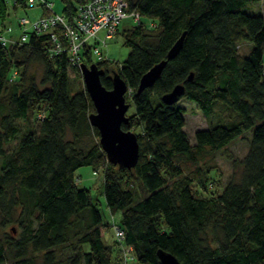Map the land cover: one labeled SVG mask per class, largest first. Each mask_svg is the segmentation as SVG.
Wrapping results in <instances>:
<instances>
[{
    "label": "trees",
    "instance_id": "obj_1",
    "mask_svg": "<svg viewBox=\"0 0 264 264\" xmlns=\"http://www.w3.org/2000/svg\"><path fill=\"white\" fill-rule=\"evenodd\" d=\"M86 1L62 0L58 14L71 22ZM126 1L140 21L122 30L129 51L120 67L93 53L102 30L79 59L102 69L105 88L115 72L127 84L134 112L121 128L137 137L132 168L108 161L89 121L95 107L84 83L70 87L68 73L82 74L61 28L53 29L57 41L31 31L25 42L0 43V227L20 228L0 238V264H124L122 246L132 248L129 264H162L158 250L181 264H264V0ZM9 5L33 4L0 0V33L13 38L15 28L4 31ZM253 5L259 11L248 12ZM183 32L180 49L167 59ZM246 41L252 46L242 54ZM162 60L154 83L137 92L141 76ZM177 84L183 93L164 102ZM181 97L194 101L208 122L192 142ZM238 139L247 141L241 158L228 150ZM218 155L230 161L232 174L215 192ZM84 166L102 173L109 222L98 199L78 185L76 171ZM114 224L124 231L122 244Z\"/></svg>",
    "mask_w": 264,
    "mask_h": 264
},
{
    "label": "rangeland",
    "instance_id": "obj_2",
    "mask_svg": "<svg viewBox=\"0 0 264 264\" xmlns=\"http://www.w3.org/2000/svg\"><path fill=\"white\" fill-rule=\"evenodd\" d=\"M49 2H52V9L56 13H62L64 10V3L62 0H47ZM257 6L258 8L260 5H253L252 8L248 11L250 13L257 12ZM8 16L4 20L5 26H10L11 28H15V33L20 34L21 29H19V26L17 24V20L20 17H27L30 20H35L41 16L42 8L38 0L35 1L33 6H28L27 8L23 9L21 7H17L16 9H12L11 5L8 6ZM259 11V9H258ZM146 26L149 25V20L144 19ZM1 23V21H0ZM133 25V22H131L129 19H123L119 24V33L106 41V47L104 48V54L107 58L110 60H113L117 62V65L120 67V65L123 63L127 52L129 51V47L124 44V39L122 36V30L130 28ZM1 28V26H0ZM99 35L102 37L103 33L99 32ZM251 43L246 41L245 43H240L238 51L242 54L247 53V51L251 48ZM92 60L95 61V57L92 56ZM31 72L35 75L36 79L38 80L40 77V68L37 65H34L31 67ZM68 80L70 87L73 88V90H78L82 87L83 81L82 78L77 77L75 74L73 75L72 71L68 73ZM128 98V97H127ZM126 98V100H128ZM178 103L184 108L185 110V130L188 133L191 142L193 141V134L195 130L200 128H205L208 125L206 117L202 114V112L197 107L196 103L192 100H189L185 97H181L178 100ZM134 112L133 105H130L127 114H132ZM15 141L10 142L6 145V148L9 150L13 145ZM228 150L234 157L241 158L245 152L247 151V141L246 139H238L234 143H232ZM232 174V167L229 160H227L223 156H217V170L214 172V183H212V187L210 190H214L215 192H220L223 185L227 182V180L230 178V175ZM76 179L80 187L82 188H88L90 190L91 195L93 196L94 200L97 201L98 199V206L101 209L102 216L104 221H110V212L107 210V207L105 205L104 196L102 193V173L98 170L97 175L92 173V168L90 166H84L79 168L76 171ZM18 209L16 210V214H18ZM115 221H119V215L116 213L114 214ZM20 228L18 227V224L16 222H11L7 224L4 227H0V238L3 237L4 234H16L19 233ZM110 233V230L108 231ZM106 234H108L106 232ZM106 238H104L105 240ZM111 241V233L109 234L108 238L105 240L106 242ZM107 242V243H108ZM131 264H139L136 261L132 262Z\"/></svg>",
    "mask_w": 264,
    "mask_h": 264
},
{
    "label": "water",
    "instance_id": "obj_3",
    "mask_svg": "<svg viewBox=\"0 0 264 264\" xmlns=\"http://www.w3.org/2000/svg\"><path fill=\"white\" fill-rule=\"evenodd\" d=\"M185 33L183 32L168 50L166 58H173L182 45ZM166 60H162L144 73L137 87V92L151 86L161 73ZM82 80L85 90L89 94L95 112L89 115L91 125L99 132V143L110 163L118 164L127 168L135 166L138 158V142L136 134L130 130H123L122 123H126L128 117L126 112L129 104L126 102L125 94L127 84L117 73L112 74V87L105 88L100 82L102 69L97 68L95 63L82 65ZM181 84L175 85L171 91L162 96L166 103L177 101L183 93ZM157 255L162 264H181L171 253L158 250Z\"/></svg>",
    "mask_w": 264,
    "mask_h": 264
},
{
    "label": "built area",
    "instance_id": "obj_4",
    "mask_svg": "<svg viewBox=\"0 0 264 264\" xmlns=\"http://www.w3.org/2000/svg\"><path fill=\"white\" fill-rule=\"evenodd\" d=\"M29 3L34 4L36 0H28ZM48 11L47 14L41 15L35 20H30L27 17H20L17 20L20 34L13 38H8L0 33V43H15L25 42L28 33L35 31L37 33L49 32L53 41H57V36L53 29L59 27L63 30L64 36L68 41V50L73 62L81 68L80 52L84 45L87 44L89 38H95L99 31H103V36L98 38L100 44L93 47V53L98 61L106 59L103 53V47H106L107 39L113 37L123 19H129L131 22L137 23L140 21V15L137 11L129 10L126 0H87L85 3L77 8L75 15L71 22H68L62 15L56 13L52 9V2L47 0H38ZM150 25L154 23L149 22ZM10 27L5 26V30ZM54 49L59 51L58 42ZM114 239L119 243H123L124 231L117 225H113ZM124 264H129L133 259L131 255L132 248L130 246H122Z\"/></svg>",
    "mask_w": 264,
    "mask_h": 264
},
{
    "label": "crops",
    "instance_id": "obj_5",
    "mask_svg": "<svg viewBox=\"0 0 264 264\" xmlns=\"http://www.w3.org/2000/svg\"><path fill=\"white\" fill-rule=\"evenodd\" d=\"M78 185H79V184H78ZM107 233H108V234H105V236H104V238H106V239L108 238V236H109V234H110L109 232H107ZM106 239H105V240H106ZM107 242H108V240H107Z\"/></svg>",
    "mask_w": 264,
    "mask_h": 264
}]
</instances>
